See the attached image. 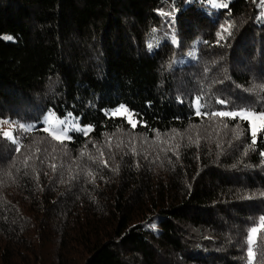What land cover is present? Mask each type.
Instances as JSON below:
<instances>
[{"label":"trees","instance_id":"16d2710c","mask_svg":"<svg viewBox=\"0 0 264 264\" xmlns=\"http://www.w3.org/2000/svg\"><path fill=\"white\" fill-rule=\"evenodd\" d=\"M240 109L264 0H0V264H264V128L213 115Z\"/></svg>","mask_w":264,"mask_h":264},{"label":"rangeland","instance_id":"374dc122","mask_svg":"<svg viewBox=\"0 0 264 264\" xmlns=\"http://www.w3.org/2000/svg\"><path fill=\"white\" fill-rule=\"evenodd\" d=\"M7 37V36H5ZM3 41L5 42H14L13 39L8 40V39H4V37L1 38ZM118 109V108H117ZM125 109V108H123ZM112 111V110H111ZM111 111H108L107 114L110 116H114V117H122V118H127L129 119L130 116L132 118V115L127 111L126 115H111ZM49 113H52L51 118H49ZM255 113V112H253ZM60 119H64L67 121L66 124L64 125H59L57 123L58 120ZM237 119L239 120H243L245 122H247L248 126H249V130L250 133L253 137H256L257 133L262 131L264 128V119H262L259 115V113H255V115H245L243 118L241 117H237ZM136 124V123H135ZM24 125V124H21ZM37 124H33V125H27L25 126V129L28 130H32L36 127ZM40 125H42V129L43 132H45L46 134H48L52 139L56 140V141H60L56 138H54V136H60V137H68L67 139H63V141H68L70 139V135L72 133H80L84 136L88 135L91 131V128L88 126H83L79 123L78 119L75 118L73 115H67L66 117H58L56 116L53 112H47L45 115L42 116L41 121H40ZM16 125L13 122H10L9 120H0V130L4 133H11V136L13 137V131L16 129L15 127ZM20 126V125H19ZM88 127L90 128L89 131L84 132L81 130H78L80 128H85ZM21 130H23L21 127H19ZM44 129H49L50 131H44ZM57 129H63V131H58ZM264 217V216H263ZM151 225H155V223L153 224H148L147 228L149 230L155 231L156 230V226L155 227H151ZM264 225V221L261 220L260 224L255 227L256 231L251 233L252 239H253V243L255 240V236H256V232L257 230L262 227ZM252 243V244H253Z\"/></svg>","mask_w":264,"mask_h":264},{"label":"snow or ice","instance_id":"6c2138e0","mask_svg":"<svg viewBox=\"0 0 264 264\" xmlns=\"http://www.w3.org/2000/svg\"><path fill=\"white\" fill-rule=\"evenodd\" d=\"M221 38H222V37H221ZM4 39L11 40V39H13V38L9 36V37H4ZM149 47H151V45H149ZM218 102H219V103H226V101H224V100H220V101H218ZM195 104H196L197 108L200 107V99H199V98H196V99H195ZM118 114H119V115H126V114H127V110H126V109H123V106H121V108H118V109L114 110V111L111 113V115H118ZM197 114H200L199 111H197ZM246 114H247V115H255V113H253L251 109H240V110H234V111H232V112H218V113H213V115L231 116V118H233V119H235V118H237V117H241V118H243ZM259 115H260V117H261L262 119H264V113H261V114H259ZM51 116H52V113H49V118H51ZM128 122H129L130 124H132L133 127L136 126V125L132 122V120H131L130 118L128 119ZM57 123H58L59 125H64V124L67 123V121L64 120V119H60V120L57 121ZM19 127H21V128H25L24 125H20ZM26 130H27V129H26ZM57 130H58V131H63V129H57ZM78 130H81V131L87 132V131L90 130V128L85 127V128H80V129H78ZM44 131H50V130H49V129H44ZM4 135H5L6 137H8L9 139H12V142H13V143L16 142L15 139L11 136V133H4ZM54 138H56V139L60 140L61 142H63V139H67L68 137H66V136H65V137L54 136ZM53 167H55V166H53ZM261 220L264 221V217H262ZM151 227H155V225H151ZM255 231H256L255 228L251 229V230H250V234H249V236H248V238H247V243H248V245H249V254H250V255H251V251H252V247H251V246H252V243H253V239H252L251 233H253V232H255Z\"/></svg>","mask_w":264,"mask_h":264}]
</instances>
